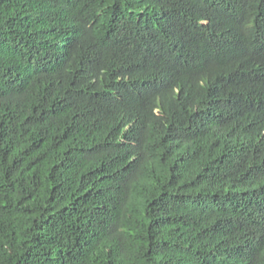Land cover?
Returning <instances> with one entry per match:
<instances>
[{"label": "trees", "instance_id": "16d2710c", "mask_svg": "<svg viewBox=\"0 0 264 264\" xmlns=\"http://www.w3.org/2000/svg\"><path fill=\"white\" fill-rule=\"evenodd\" d=\"M0 264H264V0H0Z\"/></svg>", "mask_w": 264, "mask_h": 264}]
</instances>
